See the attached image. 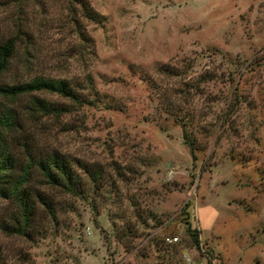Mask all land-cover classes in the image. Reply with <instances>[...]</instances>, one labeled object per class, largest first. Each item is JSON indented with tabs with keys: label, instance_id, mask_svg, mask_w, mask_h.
<instances>
[{
	"label": "rangeland",
	"instance_id": "obj_1",
	"mask_svg": "<svg viewBox=\"0 0 264 264\" xmlns=\"http://www.w3.org/2000/svg\"><path fill=\"white\" fill-rule=\"evenodd\" d=\"M85 1L100 21L68 0H0V40L31 33L0 80L62 78L89 100L32 92L59 115L14 100L19 140L66 158L77 192L31 171L52 212L36 204L27 235L0 230V264H264V0ZM14 211L0 198V223Z\"/></svg>",
	"mask_w": 264,
	"mask_h": 264
},
{
	"label": "trees",
	"instance_id": "obj_2",
	"mask_svg": "<svg viewBox=\"0 0 264 264\" xmlns=\"http://www.w3.org/2000/svg\"><path fill=\"white\" fill-rule=\"evenodd\" d=\"M68 1L75 3L78 7V10L73 5L68 7L71 15L78 12L80 16L93 22H98L103 18L85 0ZM70 19L74 22L76 20L73 16ZM76 32L80 39L84 37L80 30ZM30 37L31 33L28 30L17 26L13 33L0 40V74L8 68L17 43H24L22 51L24 57L28 56L26 44L31 42ZM42 90L55 93L79 105L89 101L84 100L62 78L33 76L10 82L0 80V198L12 200L15 204V211L8 219L0 223V230L9 234L27 235L32 225L36 204H41L45 211L52 212L47 198L38 191H32L28 186L31 171H36L44 182L51 186L60 187L71 194L77 192V180L66 158L56 151L45 154L30 153L27 151V144L24 140L20 141V137L16 135L22 129L23 115L16 109L13 102L20 95L31 96L25 107L29 113L39 111L43 115H59L69 110L64 104L51 103L32 95V92ZM182 141L188 145L190 155H192L191 140L182 137ZM16 143L24 146L26 151L25 161L19 164V168L17 167L18 160L12 152ZM17 169L18 173L15 172ZM87 174L90 181L94 182L100 173L95 169L88 170ZM184 230L193 246L198 248L197 229L191 227L186 221Z\"/></svg>",
	"mask_w": 264,
	"mask_h": 264
},
{
	"label": "built area",
	"instance_id": "obj_3",
	"mask_svg": "<svg viewBox=\"0 0 264 264\" xmlns=\"http://www.w3.org/2000/svg\"><path fill=\"white\" fill-rule=\"evenodd\" d=\"M175 240H176V236L165 237V241H167V242H173Z\"/></svg>",
	"mask_w": 264,
	"mask_h": 264
}]
</instances>
